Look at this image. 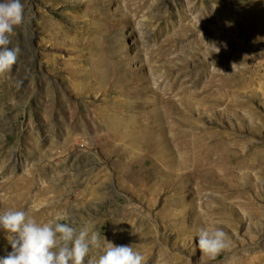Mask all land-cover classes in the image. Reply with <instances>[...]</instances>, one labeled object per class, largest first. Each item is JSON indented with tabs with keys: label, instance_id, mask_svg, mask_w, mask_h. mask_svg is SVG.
<instances>
[{
	"label": "rangeland",
	"instance_id": "374dc122",
	"mask_svg": "<svg viewBox=\"0 0 264 264\" xmlns=\"http://www.w3.org/2000/svg\"><path fill=\"white\" fill-rule=\"evenodd\" d=\"M124 1L132 14L120 19L114 34L118 51L132 70L126 80L141 76L145 80L141 85H150L143 102L148 114L157 107L164 110L162 100L171 98L193 120L180 125L177 117L185 116L178 110L164 117L169 136L175 137L180 129L187 132L176 143L161 144L175 147L164 169L212 170L220 187L208 186L197 193L201 181L184 177L176 191L182 205H170L171 189L161 188L150 201L118 186L115 169L127 170L128 135L138 119L120 110L122 97L117 90L97 84L80 91L69 80L71 66L97 61L98 55L91 54L92 46L85 43L102 45L100 31L79 22L81 52L61 44H41L40 8L72 26L58 10L76 8L77 2L50 5L45 0H22L24 22L15 28L9 45L20 49L17 62L10 72L0 74V211L29 210L41 223L58 214L70 218L62 223L75 221L74 227L90 223L102 231V241L105 236L116 245L139 250L144 264H264V162L250 164L253 158L264 160V82L237 79L240 73L228 75L242 55L257 54L252 48L239 49L234 39L229 41L243 4L239 0ZM258 4L264 5V0ZM218 32L228 39L218 37ZM227 46L234 48L232 53ZM257 51L262 52L257 57L264 59V50L259 46ZM209 98L216 100L217 109L207 107ZM226 106L231 113L221 111ZM219 137L221 142L212 141ZM197 141L203 142L208 154L194 146ZM153 147L150 152L155 153ZM151 163L150 157L142 158L134 168L142 175ZM183 206L182 213L189 214L165 213ZM114 208L120 213L115 219L109 214ZM250 210L259 211L258 219L251 221ZM175 218V224L165 225ZM202 226L222 227L228 234L230 247L215 259L202 256L198 248L196 233ZM10 251L0 229V257Z\"/></svg>",
	"mask_w": 264,
	"mask_h": 264
},
{
	"label": "bare ground",
	"instance_id": "6f19581e",
	"mask_svg": "<svg viewBox=\"0 0 264 264\" xmlns=\"http://www.w3.org/2000/svg\"><path fill=\"white\" fill-rule=\"evenodd\" d=\"M48 4H59L61 0H45ZM64 4L68 0H63ZM229 1V0H228ZM243 4L241 10V20L235 27L232 36L229 38L234 39L238 42L237 47L239 49H253L255 53L261 54L262 52L257 51L259 46L264 50V20L261 16L264 15V5L258 4L260 0H239ZM78 6L76 8L63 7L59 9L58 12L62 13L63 16L70 21L72 26L64 25L57 18L49 14L48 9L40 8V18L39 25L42 27L43 35L39 37L41 44L49 42L51 44H61L69 51H79L78 45L81 44L77 38H79V22H85L90 25V28L100 31L101 37L103 38V44L94 45L93 42H86L85 46H92L91 54L96 53L98 55L97 61L91 59L89 65H76L72 67V75L69 76V80L73 88H77L80 91H85L88 88H95V85L99 84L101 86H109L110 91L117 90L122 97V109L132 116V120L138 119L131 129L128 135L130 143V148L126 150L125 157L131 159L127 170L123 171L121 166H117L115 169L114 178L116 179L118 186H122L125 189H131L132 191L142 194L147 197L150 201L155 199L154 195L159 193L161 188L171 189L172 192L168 196V201L170 205L179 204L182 205L178 199H176V191L178 190V182L184 177H190L192 179H198L201 181L202 185H198L195 191L200 193L204 188L211 186L214 188H219L220 185L213 178L212 173L214 171H198L196 168L190 171H172L170 167H165L164 163L168 166L170 165L172 157L170 151L174 150V146L166 148L162 146L163 142L176 143V138H184L187 136L185 129H180L177 135L169 136L167 128V120L165 116H171L176 112L180 111L176 101L171 98H166L162 102L164 103V110H157L151 114H148L143 107V102L145 99L146 92L151 89L150 85H141L143 78L141 76H136V80L133 82L126 80L125 76L129 74L132 70L126 65L124 57L119 53V43L115 36V31L119 25V21L123 17H130L131 11L126 9V3L124 0H76ZM60 5L57 6L59 8ZM100 21H102L100 23ZM221 31V30H220ZM74 32L75 35H71ZM222 32V31H221ZM218 37L227 38L226 35L222 36L218 32ZM233 47L227 46V51L232 53ZM223 51V50H222ZM256 55L244 56L240 55L242 61H238L235 66L229 69L228 75L233 77V73H240L242 77H236L241 80H250L253 82L257 78L262 79L264 82V59H259ZM53 57H57V54H50ZM76 58V56H73ZM204 59V58H203ZM208 60V59H207ZM206 60V61H207ZM219 62L214 63L219 65ZM70 65V64H69ZM98 73L97 77L93 75ZM124 80H126L124 82ZM140 81V83H138ZM139 84V85H138ZM255 89V88H254ZM264 92V90H262ZM206 102L207 107H214L217 109L216 100L214 98H209ZM178 110V111H177ZM231 107L226 106L221 109L225 114L231 113ZM182 115L185 117L178 118L181 121L180 125L183 123H193L190 117L189 111L181 110ZM257 113L256 111H254ZM254 113L251 112V118L254 119ZM264 121V118H263ZM132 133V135H131ZM154 139V140H152ZM214 142H221L222 138H216L212 140ZM154 144L153 149L155 153L150 152V145ZM195 147L202 148V151H206L207 154L209 150H205L206 146H203V142L197 141L194 145ZM242 152L249 154L246 150H241ZM150 157L152 163L148 166L147 172L140 174L139 170L134 167L138 161L142 158ZM133 160V161H132ZM263 163L264 160L254 159L250 163L252 166H256L257 162ZM181 167L184 166L183 163L180 164ZM180 167V168H181ZM174 176L170 179L171 174ZM164 176V178L162 177ZM183 182L180 183L182 185ZM253 202V201H251ZM254 203V202H253ZM182 210H177L171 207L170 212H165L169 215L174 211L177 217H181V214H189V211L183 212ZM126 210H130L127 208ZM173 210V211H172ZM136 211V210H134ZM162 211V210H161ZM160 211V212H161ZM248 214L251 221L258 219L260 213L259 211L250 210ZM139 212V211H137ZM137 212L136 215H139ZM140 213V212H139ZM110 218L120 216L119 211L114 208L112 212L109 213ZM166 215V216H167ZM178 221L175 218L172 221H166V226H171ZM102 231H98L101 233ZM5 257V256H4ZM145 261L143 262V264Z\"/></svg>",
	"mask_w": 264,
	"mask_h": 264
},
{
	"label": "clouds",
	"instance_id": "9594fccd",
	"mask_svg": "<svg viewBox=\"0 0 264 264\" xmlns=\"http://www.w3.org/2000/svg\"><path fill=\"white\" fill-rule=\"evenodd\" d=\"M22 0H0V74L10 72L17 62L19 47H10L16 27L24 22ZM235 64L233 65V67ZM58 214L41 223L29 210L8 208L0 211V229L6 233L12 251L0 257V264H143L142 253L132 245H116L101 240L92 224L74 227L75 221ZM202 256L215 259L230 247L222 227L202 226L197 230Z\"/></svg>",
	"mask_w": 264,
	"mask_h": 264
}]
</instances>
